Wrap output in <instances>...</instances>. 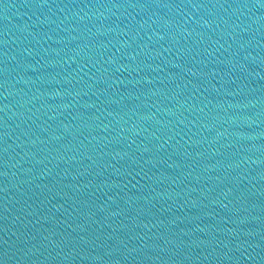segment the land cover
Instances as JSON below:
<instances>
[{"label": "water", "instance_id": "water-1", "mask_svg": "<svg viewBox=\"0 0 264 264\" xmlns=\"http://www.w3.org/2000/svg\"><path fill=\"white\" fill-rule=\"evenodd\" d=\"M0 264H264V0H0Z\"/></svg>", "mask_w": 264, "mask_h": 264}]
</instances>
